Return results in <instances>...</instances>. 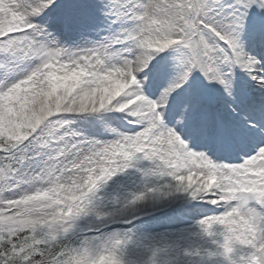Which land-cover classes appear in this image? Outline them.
<instances>
[{
  "label": "snow or ice",
  "instance_id": "snow-or-ice-1",
  "mask_svg": "<svg viewBox=\"0 0 264 264\" xmlns=\"http://www.w3.org/2000/svg\"><path fill=\"white\" fill-rule=\"evenodd\" d=\"M0 264H264V0H0Z\"/></svg>",
  "mask_w": 264,
  "mask_h": 264
},
{
  "label": "bare ground",
  "instance_id": "bare-ground-1",
  "mask_svg": "<svg viewBox=\"0 0 264 264\" xmlns=\"http://www.w3.org/2000/svg\"><path fill=\"white\" fill-rule=\"evenodd\" d=\"M211 214V213H209ZM187 221L178 220L175 222H169L166 220H153V219H146L147 227L153 232H171L176 231L179 228H186L188 227Z\"/></svg>",
  "mask_w": 264,
  "mask_h": 264
}]
</instances>
